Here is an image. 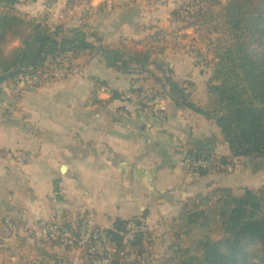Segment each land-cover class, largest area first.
Returning <instances> with one entry per match:
<instances>
[{
    "label": "crops",
    "instance_id": "1",
    "mask_svg": "<svg viewBox=\"0 0 264 264\" xmlns=\"http://www.w3.org/2000/svg\"><path fill=\"white\" fill-rule=\"evenodd\" d=\"M220 1L17 0L20 12L45 17L52 28L87 25L101 39H88L95 46L140 53L145 50L140 42L155 32H164L165 41L160 60L154 53L148 62L149 73L135 65L129 74L109 68L100 52L84 51L69 57L75 74L18 95L15 107L10 105L13 114L0 110V254L24 253L18 243H32L37 222L53 216L72 220L92 212L106 230L123 220L121 207L136 204L139 214L133 218L143 220L156 238L182 202L197 193L216 186L241 193L264 186V157L233 158L230 173L198 177L186 170L189 144L231 159L219 128L190 107L173 108L167 96L170 116L160 122L134 116L128 102L113 98L114 91L123 96L131 89L167 93L158 61L184 86L188 102L206 108L212 71L201 74L189 45L207 41L206 29L217 19L212 6ZM96 82L102 86L95 92ZM19 156L28 160L20 163Z\"/></svg>",
    "mask_w": 264,
    "mask_h": 264
},
{
    "label": "trees",
    "instance_id": "2",
    "mask_svg": "<svg viewBox=\"0 0 264 264\" xmlns=\"http://www.w3.org/2000/svg\"><path fill=\"white\" fill-rule=\"evenodd\" d=\"M16 3L17 0H0V44L11 32L27 28L21 36L22 49L17 56L14 54L16 57L10 62L12 70L2 73L10 75L18 72L6 78L7 85L30 69L45 68L56 57L68 55L74 59L84 51L100 52L109 68L129 74L135 65L140 66L142 72L149 73L146 66L152 55L155 53L160 60L164 51V32H155L144 38L140 43L144 44L145 50L140 53L106 49L100 44L95 46L88 42L89 38H95L97 42L101 39L87 25L71 29L62 26L52 28L45 17H32L20 12ZM222 13L219 37L209 47L213 66L206 83V108L188 102L184 86L173 81L170 77L172 71L158 61L154 64L163 73L168 92L162 88L152 91L168 96L173 101V108L188 106L212 120L231 153V159L217 158L212 150L189 144L183 156L184 163L187 158H217L230 163L234 169L233 158L264 157V0H228ZM185 17H191L190 13ZM198 17L196 13L195 20ZM174 18H179L178 13L174 14ZM3 67L2 70L9 69ZM155 81L158 82L157 78ZM101 86L96 82L95 92ZM139 91L142 90L131 89L128 92ZM121 97L123 99L121 94L113 92V98ZM167 113L162 120L150 113L134 116L162 122L169 118ZM194 173L205 177L226 172L197 169ZM81 217L83 215H77L74 224L65 216H59L64 228L71 234H76L80 228ZM130 222L133 226L127 229ZM167 229L169 253L155 264H264V186L244 188L241 195H236L230 188L218 186L206 193H197L182 202L178 215L167 222ZM105 235L117 250H126L129 254L142 256L148 247L153 246V234L139 218L117 219L112 228L105 230ZM38 252L50 260L45 249ZM50 257L56 263L57 258ZM120 261L119 257H114L110 264H126Z\"/></svg>",
    "mask_w": 264,
    "mask_h": 264
},
{
    "label": "built area",
    "instance_id": "3",
    "mask_svg": "<svg viewBox=\"0 0 264 264\" xmlns=\"http://www.w3.org/2000/svg\"><path fill=\"white\" fill-rule=\"evenodd\" d=\"M76 72L77 69L72 65L69 56L61 55L41 70L34 71L30 69L27 74L10 83L8 88L11 89L10 92L15 94L34 92L47 83L63 80ZM123 99L130 104L134 115L150 113L162 120L167 112V98L157 91L146 89L139 92H126L123 94ZM5 102L7 103V101ZM7 106V108L10 107L8 103ZM3 108L2 112L4 111ZM17 160L22 163L27 161L28 158L19 156ZM185 167L192 173L197 169L221 170L226 173L233 171V166L230 163L221 162L217 158L212 160L187 158ZM132 226L131 222L128 223L127 229L132 228ZM39 230L50 243H58L68 247L69 245L76 246L78 250L86 254V258L91 264H109L108 261L114 257H119L120 260L126 263H132L135 260L147 264L153 262L152 247H148L146 253L140 256L127 254L125 251H119L108 244L105 230L97 226L92 212H88L83 216L76 234H71L68 229L64 228L59 216L40 220Z\"/></svg>",
    "mask_w": 264,
    "mask_h": 264
},
{
    "label": "rangeland",
    "instance_id": "4",
    "mask_svg": "<svg viewBox=\"0 0 264 264\" xmlns=\"http://www.w3.org/2000/svg\"><path fill=\"white\" fill-rule=\"evenodd\" d=\"M223 1L222 2L220 1L219 6L217 4H214L212 6V9L214 10V16H216L217 19L214 20L211 27L206 29L207 30L206 34L208 35L207 41H200V42L194 41V42H190L189 45L190 46L189 53L192 55H196L197 53L195 58L197 59V64L199 65V67H201L200 70L201 74H205V77L210 75L212 71L213 60H212V56L210 55L209 48H207V46L209 45V42H211V40L215 39L216 37L217 38L219 37L220 34L219 30L221 26V16H222L220 14L223 12L222 10L223 4L228 2V0H223ZM26 32H27V28L25 29L21 28L19 30H15L11 32L4 40V42L0 44V78L6 75L8 76V74L2 75L4 71L6 72V70H8L7 72H10L12 70V67H10L11 66L10 62L15 59L19 51L22 49L23 44L21 42V36ZM14 54H16V56ZM2 67L3 68L9 67V69L2 70L1 69ZM5 81L6 79L0 81V110L2 114L10 115L13 114L11 113V111H13L14 109L10 107L7 108L8 107L7 103L9 106L11 105V107L14 106V103H16L17 96L20 95L21 93L15 94L14 92H10L11 89L8 88L9 85H7L8 83H5ZM5 101H7V103ZM9 101L11 103H9ZM2 108L4 109L3 112H2ZM233 192L236 195L242 194L241 192H238L236 189L233 190ZM138 214L139 213L136 204L130 207L123 206L118 211V215L123 220L131 219L133 217H136ZM82 215L84 216L85 214L84 213L79 214V216ZM81 219L83 218L81 217ZM39 222L40 220L37 222L38 229H39ZM70 222L76 224L77 216H74V218L70 220ZM149 232L152 231L149 230ZM159 232L161 234L156 236V238L153 235L152 255L150 254L153 260V262H150L152 264H155L159 258H162L163 256H166L169 253L167 249V245L169 243V233H168L167 225ZM38 233L39 234H35L33 232L32 237L34 240L32 243L30 242L18 243V245L21 246V249L25 250L24 253L16 254L14 252H9L7 254H0L1 264H91L90 261L86 258V254L78 250L76 246L69 245L68 247L67 245L63 246L61 244L53 245L52 243L48 242L45 236L41 234L40 230L38 231ZM107 243L110 244L109 242ZM38 248H40V250L45 249L48 252V254H50L48 255L50 260L45 256L43 257L42 254H38V256L35 255L39 253ZM123 251L127 253L126 250ZM52 255L56 256L57 258L56 263L51 261L50 256ZM113 260L114 258L110 259L108 263L109 264L112 263ZM120 262L126 263L125 261L122 260ZM132 263L147 264V263H142L141 261L138 260H135ZM132 263H126V264H132Z\"/></svg>",
    "mask_w": 264,
    "mask_h": 264
},
{
    "label": "water",
    "instance_id": "5",
    "mask_svg": "<svg viewBox=\"0 0 264 264\" xmlns=\"http://www.w3.org/2000/svg\"><path fill=\"white\" fill-rule=\"evenodd\" d=\"M16 74H18V72H16ZM14 75H15V73H14V74H10V75H8V76H3V77L0 78V81L4 80V79H6V78H11V77H13Z\"/></svg>",
    "mask_w": 264,
    "mask_h": 264
}]
</instances>
